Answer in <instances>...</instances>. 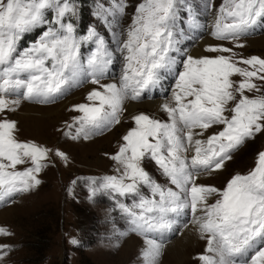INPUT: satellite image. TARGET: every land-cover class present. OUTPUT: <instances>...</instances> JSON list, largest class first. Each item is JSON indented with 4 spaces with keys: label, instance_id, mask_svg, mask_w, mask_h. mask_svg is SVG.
Masks as SVG:
<instances>
[{
    "label": "snow or ice",
    "instance_id": "obj_1",
    "mask_svg": "<svg viewBox=\"0 0 264 264\" xmlns=\"http://www.w3.org/2000/svg\"><path fill=\"white\" fill-rule=\"evenodd\" d=\"M180 2L142 0L126 29L120 20L127 0L100 6L95 14L111 30L112 49L94 27L78 35L72 22L78 16L74 0H0V204L14 203L17 195L38 187V174L49 167L51 155L68 162L62 151L53 153L17 138V123L9 114L22 101L52 104L85 83L98 85L88 92L87 103L73 105L71 110L79 115L67 126L71 139H89L121 123L126 101L139 100L174 74L171 100L161 106L168 120L133 116L135 126L111 156L117 174L99 183L93 178L91 195L106 193L115 200L128 223L127 231L119 234L134 233L143 240L141 264H158L166 236L188 213L206 240L205 253L196 257L200 264H264V152L248 174L234 175L222 189L199 182L223 170L235 151L264 132V94H246L264 91V58H246L218 44L206 48L216 55H187L178 61L181 50L174 27ZM213 4L207 0L206 7ZM261 24L264 0H222L212 35L242 49V38ZM36 30L42 31L35 41L21 48V39ZM87 43L94 49L85 58L81 46ZM116 53L123 59L119 83L102 84ZM178 64L182 70L177 72ZM215 128L219 130L203 138ZM146 158L155 162L166 184L145 170ZM25 164L31 166L18 169ZM11 235L0 227V236ZM10 250L0 245V264Z\"/></svg>",
    "mask_w": 264,
    "mask_h": 264
},
{
    "label": "rangeland",
    "instance_id": "obj_2",
    "mask_svg": "<svg viewBox=\"0 0 264 264\" xmlns=\"http://www.w3.org/2000/svg\"><path fill=\"white\" fill-rule=\"evenodd\" d=\"M74 2L77 5L78 16L74 17L72 22L77 26L78 35H86L88 30L94 27L105 37L109 47L115 49L111 40V30L95 14L100 6L111 7V0ZM141 2L142 0H127L128 7L120 20L122 29H126L132 23V17ZM221 3L222 0H214L212 9H208L207 0H181L174 27L176 39L179 41L178 46L182 45L181 52L177 55L178 61L187 55L196 58L216 55L208 53L206 48L218 44L234 48V51L246 58L251 56L264 58V24L242 38L241 42L245 45L242 49L235 48L234 42L219 41L212 35L216 9ZM81 8L84 16L81 14ZM40 31L42 30L26 34L20 41V47L24 48L33 43ZM200 46L204 49L202 52ZM93 49L94 45L91 43L81 46L85 58ZM116 57L114 64L101 80L102 84L119 83L123 59L119 53H116ZM181 70L182 67L178 64L176 71ZM233 79L239 81L241 78L234 76ZM175 80L176 76L169 74L163 80L161 89L157 87L159 89L155 96L153 89L145 91L139 100L126 101L121 123L89 139L83 137L71 139L66 135L69 131L67 126L73 123L74 116L79 115L71 110L73 105L87 103L88 92L98 88V85L85 83L73 88L64 98L52 104L22 101L18 110L9 114V119L17 123L16 135L20 141L35 142L51 149L53 153L56 150L62 151L68 156V162L65 163L51 155L49 167L38 174L42 181L38 187L28 193L17 195L14 203L0 204V215L3 214L0 218V227L13 233L11 236H0V245H9L11 248L4 257L3 264H141L142 238L134 233L127 236L119 234L127 231V221L116 207L115 200L108 194L98 193L94 197L91 195L90 181L95 178L99 183L101 178L117 174L116 162L111 156L118 152L123 143L122 137L135 126L133 116L144 113L156 119L168 120L164 111L153 112L147 104L154 100L169 102ZM246 94L256 96L264 94V91ZM131 104H136L140 108L129 113L128 107ZM26 107H31L34 112H41L38 114L39 117L37 114L28 116L29 119L27 116H19V111L26 112ZM218 130L219 128L210 129L203 138ZM260 152H264V132L257 133L253 139L247 140L235 151L223 170L206 175L207 180L202 176L199 182L222 189L234 175L248 174L256 166ZM28 166L31 165H19L18 169L23 170ZM143 167L159 183H167L154 161L146 158ZM144 191L148 194L147 189ZM214 201L215 197L210 199V202ZM125 202L131 203L130 200ZM190 221L191 213H188L180 218L181 226L166 236L165 247L158 264H200L196 257L205 253V244L200 247L201 249L198 244L192 248L187 245L180 251L182 254H176L171 247L179 243L181 235L187 229L193 227ZM185 223L188 224L187 228L182 227ZM132 236H135L137 241L130 239ZM72 239H76L78 243L72 244ZM189 249L191 251L188 253Z\"/></svg>",
    "mask_w": 264,
    "mask_h": 264
},
{
    "label": "bare ground",
    "instance_id": "obj_3",
    "mask_svg": "<svg viewBox=\"0 0 264 264\" xmlns=\"http://www.w3.org/2000/svg\"><path fill=\"white\" fill-rule=\"evenodd\" d=\"M179 44V43H178ZM178 44H177V47L181 50V46L182 45H180V46H178ZM203 46H205V45H203ZM201 47V46H200ZM202 50H204L203 49V47H201V51L200 52H202ZM181 52V51H180ZM90 87V86H89ZM157 89H159V88H156V89H154V91H153V96H155V92L157 91ZM160 89H161V86H160ZM74 103V102H73ZM72 103V104H73ZM164 102H162V101H160V100H154V101H152V102H149L147 105H148V108H150V109H152L153 110V112L154 111H158V112H161L162 111V108H161V106H162V104H163ZM138 108H140V107H138L136 104H131L129 107H128V112L129 113H133V112H136V110L138 109ZM146 108V107H145ZM26 112H20L19 111V113H18V115L19 116H21V117H24V116H27L26 118L27 119H29L28 118V116H30V115H33V114H39V113H41V112H34V110L31 108V107H26ZM38 109V108H37ZM51 111V110H50ZM152 112V111H151ZM158 114V113H157ZM156 114V115H157ZM32 118H37V116H35V117H33V116H31ZM38 117H39V115H38ZM40 119V118H39ZM26 120V119H25ZM41 120V119H40ZM42 121V120H41ZM204 178H205V180H207V178H206V176H204ZM204 180V179H203ZM1 215H3V214H1ZM0 215V218L1 217H3V216H1ZM130 239H133V240H136L137 238H135V236L133 237H130ZM137 241V240H136ZM177 243V242H176ZM191 244V245H190ZM196 244H198L199 245V248L201 247V246H204L203 244H205L206 245V240H202L201 238H200V236L198 235V233H197V231L195 230V228L194 227H191V228H189V229H187L182 235H181V239H180V241H179V243H177V244H174V245H172L171 247H173V249H174V251H176L177 253L176 254H182L180 251L182 250V249H184L187 245H189L190 246V248H192L194 245H196ZM128 246V245H127ZM132 246V245H131ZM135 246V245H134ZM172 249V250H173ZM201 249V248H200ZM194 250V249H193ZM191 251V249H189V250H187V252L189 253ZM195 252V251H194ZM189 257V256H188Z\"/></svg>",
    "mask_w": 264,
    "mask_h": 264
},
{
    "label": "trees",
    "instance_id": "obj_4",
    "mask_svg": "<svg viewBox=\"0 0 264 264\" xmlns=\"http://www.w3.org/2000/svg\"><path fill=\"white\" fill-rule=\"evenodd\" d=\"M82 1H84V0H82ZM81 9H82L81 14L84 16V13H82L83 12V8H81Z\"/></svg>",
    "mask_w": 264,
    "mask_h": 264
}]
</instances>
